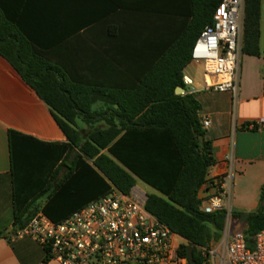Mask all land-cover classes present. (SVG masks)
<instances>
[{"label": "trees", "instance_id": "16d2710c", "mask_svg": "<svg viewBox=\"0 0 264 264\" xmlns=\"http://www.w3.org/2000/svg\"><path fill=\"white\" fill-rule=\"evenodd\" d=\"M221 1L145 0L143 10L161 17V55L128 90L74 85L25 30L20 13L0 7V55L50 107L67 137L64 143H45L10 131L14 229L0 232V239L23 230L39 211L60 222L108 194L111 184L129 194L141 181L156 191L148 195L147 210L185 239L182 256L193 247L194 264H203L200 248L220 241L227 214L201 209L198 192L216 161L200 121V102L176 91L186 88L192 48ZM263 6L264 0H245L243 55H262ZM98 101L108 102L109 117L94 109ZM232 216L246 226L252 244L264 229V186L257 210Z\"/></svg>", "mask_w": 264, "mask_h": 264}, {"label": "crops", "instance_id": "0c3cea01", "mask_svg": "<svg viewBox=\"0 0 264 264\" xmlns=\"http://www.w3.org/2000/svg\"><path fill=\"white\" fill-rule=\"evenodd\" d=\"M144 1L0 0V7L9 14L20 13L25 30L55 57L74 85L128 90L161 55V17L154 10L145 12ZM261 31L262 55H243L241 59L236 108L230 93L204 88L199 65L192 62L184 75L194 85L180 93L194 95L202 106L200 121L216 161L209 175L226 172L225 157L235 153L236 175L230 198L233 212L257 210L264 186V6ZM126 99L129 96L122 102ZM94 109L107 117L111 114L106 101H98ZM206 120H210L208 127ZM10 131L45 143L67 142L50 107L0 55V232L6 234L13 232L15 215ZM66 171L64 167L62 174ZM44 202L45 198L39 204ZM0 264L59 263L49 259L38 243L17 232L10 239H0Z\"/></svg>", "mask_w": 264, "mask_h": 264}, {"label": "built area", "instance_id": "2783aa9c", "mask_svg": "<svg viewBox=\"0 0 264 264\" xmlns=\"http://www.w3.org/2000/svg\"><path fill=\"white\" fill-rule=\"evenodd\" d=\"M244 15L245 0H222L191 54L192 63L203 66L204 88L230 93L235 108L241 88ZM184 84L191 87L194 82L185 76ZM204 125L208 127L210 120ZM225 161L226 172L208 174L198 198L204 213L225 211L228 221L233 213L234 151ZM147 200L148 194L138 187L125 194L112 186L108 194L60 222L39 211L19 236L38 243L59 264H190L181 254L185 239L147 210ZM200 251L203 264H264V229L250 244L243 231H232L226 224L220 241Z\"/></svg>", "mask_w": 264, "mask_h": 264}, {"label": "rangeland", "instance_id": "374dc122", "mask_svg": "<svg viewBox=\"0 0 264 264\" xmlns=\"http://www.w3.org/2000/svg\"><path fill=\"white\" fill-rule=\"evenodd\" d=\"M202 72H203V66L199 65L198 75L200 78H202ZM137 187L142 189L148 195L156 193L155 190H153L151 187L147 186L146 184H144L140 181L137 183ZM226 224L230 227V229L232 231H244L246 229V226L242 222L235 219L233 216L231 218H229V220L226 222Z\"/></svg>", "mask_w": 264, "mask_h": 264}, {"label": "water", "instance_id": "95a60500", "mask_svg": "<svg viewBox=\"0 0 264 264\" xmlns=\"http://www.w3.org/2000/svg\"><path fill=\"white\" fill-rule=\"evenodd\" d=\"M182 92H185V89L184 88H178L177 91H176V93L178 95H180V93H182ZM193 250H194V248L193 247H190L188 249V253H187V256H188V259L190 261V264H194Z\"/></svg>", "mask_w": 264, "mask_h": 264}]
</instances>
